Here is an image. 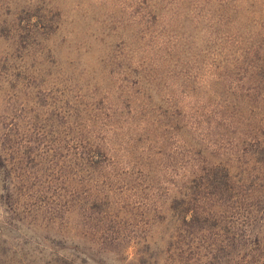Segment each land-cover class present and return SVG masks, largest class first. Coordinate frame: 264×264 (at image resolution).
<instances>
[{"label": "rangeland", "instance_id": "obj_1", "mask_svg": "<svg viewBox=\"0 0 264 264\" xmlns=\"http://www.w3.org/2000/svg\"><path fill=\"white\" fill-rule=\"evenodd\" d=\"M262 124L264 0H0V243L23 264H232L166 243L164 213L199 150L236 166ZM91 134L111 159L86 209L72 153Z\"/></svg>", "mask_w": 264, "mask_h": 264}, {"label": "trees", "instance_id": "obj_2", "mask_svg": "<svg viewBox=\"0 0 264 264\" xmlns=\"http://www.w3.org/2000/svg\"><path fill=\"white\" fill-rule=\"evenodd\" d=\"M134 64L137 69L146 65L141 59L135 60ZM185 129L184 124L183 131ZM253 133L256 144L239 156L236 166L231 163L232 159H211L207 150L198 151L201 155L205 154L198 159L200 161L184 166L176 194L165 209L167 213H164V217L170 213L177 217L175 228L166 239L169 245L180 244L176 245L177 251H181L182 247H186L183 251H190L198 243L199 246L206 243V249L213 248L215 243L218 250L225 249L231 254L232 264L264 262V124L256 127ZM187 145L197 146L196 143ZM110 154L100 138L93 134L86 137L83 151L72 153L74 175L81 176L82 173L84 177L83 184H79L74 175L72 177L71 183L76 191L71 195L72 202L77 201L81 207L93 209L103 201L96 192L95 184L101 183L98 169L103 166L105 158L110 161ZM69 206L71 208V203ZM250 240L259 243L257 248ZM87 246L84 247L87 260H95L105 252L100 247L102 243L95 240ZM213 250L203 254L209 264H214ZM10 252L13 254L8 260ZM36 253L42 259L51 257L42 264H72L68 257L56 252L46 255L41 250ZM15 258L18 260H13ZM87 260L84 262L88 263ZM0 264H23V261L18 258L17 250L7 246V243H0Z\"/></svg>", "mask_w": 264, "mask_h": 264}]
</instances>
